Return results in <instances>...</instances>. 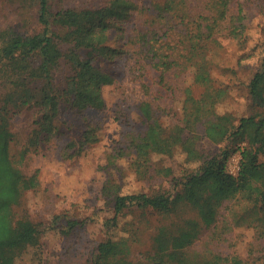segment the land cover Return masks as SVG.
Masks as SVG:
<instances>
[{"label":"rangeland","instance_id":"1","mask_svg":"<svg viewBox=\"0 0 264 264\" xmlns=\"http://www.w3.org/2000/svg\"><path fill=\"white\" fill-rule=\"evenodd\" d=\"M129 1L137 4L138 9L131 11L121 26L123 29L112 28L104 35L97 34L92 62L100 72L85 73L68 93L72 104L70 100L62 102L55 111V136L17 165L26 175L36 174L38 186L24 192L21 204L13 210L14 217L37 224L41 234L38 244L27 248L14 264H92L96 246L107 237L125 241L128 263L148 264L145 259L152 253V238L160 226L176 230L183 221L197 218L196 212L186 205L169 217L130 207L119 216L110 234L104 227L113 216L111 201L101 193L108 179L116 194L159 196L174 193L177 182L197 165L196 161L187 162L185 154L176 148L171 155L152 154L140 169L146 171L139 174L133 151L127 145L145 129L140 118L142 110L159 109L162 122L168 125L175 123L180 114L185 89H190L195 97L201 95L202 87L192 83L187 39L199 18L212 15L209 5L215 0H186L188 18L171 21L165 27L159 24L163 20L153 17V6L163 0ZM240 1L242 33L236 37L229 35L237 14L236 0H232L227 8L228 19L200 43L199 58L209 65L214 85L228 89L227 98L217 111L237 118L250 114L244 85L260 67L264 52V0ZM49 5L50 28L60 38L64 32L76 31L73 9H97V20H111L110 17L124 14L122 5L106 6L105 0H49ZM59 11H63V16L54 22ZM38 28L32 0H0V35L7 32L0 36V42L13 32L27 35ZM152 32L155 48L163 50L165 44L173 47L171 52L178 63L165 73V87L158 84L152 53L143 44V36H151ZM59 46L63 50L69 47L61 43ZM104 47L115 48L120 54L113 60H103L96 54ZM79 55L81 59L88 58L85 49H80ZM70 76L69 65L62 62L56 74L58 85L64 87ZM6 90L0 79V99ZM16 112L9 121L13 133L9 152L18 161L20 148L29 135L33 109ZM86 127L95 129L97 141L73 157L62 156L65 144L77 141ZM242 141L246 147V141ZM226 144L227 141L214 144L202 138L196 146L207 159ZM237 153L227 161V170L233 174L236 171L232 156ZM259 160L264 163V153ZM256 182L264 187V168L258 172ZM227 205L224 202L218 208L216 227L203 231L187 251L198 256L235 257L241 264H264V211L259 213L262 221H241L232 218ZM244 207L242 203L234 206L237 217ZM73 220L81 224L68 228L67 222Z\"/></svg>","mask_w":264,"mask_h":264},{"label":"trees","instance_id":"2","mask_svg":"<svg viewBox=\"0 0 264 264\" xmlns=\"http://www.w3.org/2000/svg\"><path fill=\"white\" fill-rule=\"evenodd\" d=\"M36 7V20L39 28L24 35L13 32L8 39L0 42V79L7 90L0 99V264H14L17 257L27 248L38 244L40 229L37 224L18 220L14 217V208L19 206L24 192L38 186L36 174L26 175L17 166L30 152H37L43 143L56 134L52 119L59 104L68 102V93L88 71L100 68L93 65V46L97 34H105L112 28L122 30L131 11L138 9L137 4L129 0H105L106 6L114 3L124 7L123 15H116L111 20H97L96 10L73 9L76 14V31L64 32L57 37L50 28L49 0H32ZM232 0H215L209 8L210 16H202L196 21L187 39V58L191 62L192 83L202 87L199 97L185 89L184 98L175 123L164 125L159 109L143 111L142 124L145 129L131 138L128 149L133 151L136 172L141 174L152 154L171 155L179 148L187 162L197 165L187 171L177 182L175 192L149 196L144 193L116 194L109 185V179L103 184L101 193L112 204L113 216L104 223L109 234L117 225L119 216L130 207L138 210H152L169 217L180 206L192 208L196 219H187L176 230L160 226L152 238V253L145 259L148 264H241L235 257L230 259L220 255L198 256L188 252L199 235L214 229L217 211L226 202L232 218L241 221H262L259 216L264 211V187L257 184L258 172L264 168L259 155L264 153V52L260 67L251 75L244 90L249 102L250 114L237 118L231 113H219L217 107L227 98L226 87H216L211 78L210 67L201 57L200 43L210 38L222 22L228 19L227 8ZM237 14L233 17L230 37L241 34L244 26L243 4L236 0ZM63 11L55 14L63 16ZM153 17L163 20L164 27L171 21H183L188 18L186 0H163L153 6ZM60 18V17H59ZM143 36V44L148 53H152L153 67L157 69V81L166 85V75L177 65L173 47L165 44L163 50L155 48L154 37ZM7 35L3 32L0 36ZM59 43L69 46L63 50ZM85 49L88 58L81 59L79 50ZM119 50L104 47L96 56L103 60H113ZM95 56V57H96ZM62 62L69 65L71 76L65 86L58 85L56 74ZM108 79V76L104 74ZM71 102V100H70ZM72 104V102H71ZM31 107V127L25 144L20 148L19 160L10 155V142L13 133L10 130V118L17 111ZM16 112V113H17ZM177 115V114H176ZM249 130V131H248ZM205 138L214 144H227L217 154L205 159L197 149V141ZM247 146H243L242 140ZM97 141L95 129L86 127L77 141H68L62 150V156L73 157L85 147ZM75 149V150H73ZM240 150L239 171L233 176L227 171L229 157ZM146 171V170H145ZM144 171V172H145ZM245 205L242 213L235 214V205ZM232 206V208H231ZM79 221H68L67 227L73 228ZM127 245L124 240H112L107 237L96 246L92 264H137L126 261Z\"/></svg>","mask_w":264,"mask_h":264},{"label":"built area","instance_id":"3","mask_svg":"<svg viewBox=\"0 0 264 264\" xmlns=\"http://www.w3.org/2000/svg\"><path fill=\"white\" fill-rule=\"evenodd\" d=\"M236 152H238L236 155L232 156L233 158V162H234V169H235V174H233L232 172H229L228 170V173L233 175V176H236L238 171H239V163H240V160H241V153H240V150H237ZM235 152V153H236Z\"/></svg>","mask_w":264,"mask_h":264}]
</instances>
